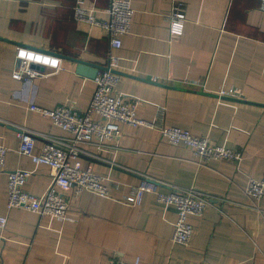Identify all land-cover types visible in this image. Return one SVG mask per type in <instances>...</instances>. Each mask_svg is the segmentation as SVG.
Returning a JSON list of instances; mask_svg holds the SVG:
<instances>
[{"label":"crops","instance_id":"obj_1","mask_svg":"<svg viewBox=\"0 0 264 264\" xmlns=\"http://www.w3.org/2000/svg\"><path fill=\"white\" fill-rule=\"evenodd\" d=\"M75 0H0V144L8 148L4 170L30 171L24 189L42 195L52 171L18 152L19 130L69 136L32 106L69 104L84 109L93 79L76 73L80 59L98 66L110 51L103 29L73 18ZM181 4L185 14L171 40L167 15ZM106 17L109 0H84ZM129 32L118 58L117 91L141 99L136 112L152 125L121 124L117 139L81 144V162L105 177L110 195L66 191L67 219L8 209L5 171L0 172V264H107L112 258L139 264H264V196L251 206L244 193L249 177L264 176V14L260 0H131ZM17 46L57 55L61 68H36L29 81L12 76ZM220 88L236 96L219 97ZM162 111L161 116L159 112ZM176 126L242 152L239 163L195 157L183 145L161 137L159 126ZM86 157V158H85ZM94 159V160H92ZM195 186L222 202L188 221L187 245L173 243L177 212L153 192L141 204L122 200L143 179ZM158 191L169 189L159 185Z\"/></svg>","mask_w":264,"mask_h":264},{"label":"built area","instance_id":"obj_2","mask_svg":"<svg viewBox=\"0 0 264 264\" xmlns=\"http://www.w3.org/2000/svg\"><path fill=\"white\" fill-rule=\"evenodd\" d=\"M73 18L89 26L103 29L108 37L110 51L107 63L101 67L94 79V89L88 105L84 109H77L69 104L58 105L52 109L32 106L33 110L49 117L58 127L66 130L69 136H55L41 134L44 142L38 151H34L35 140L32 131L19 130L18 152L30 157L35 164H44L52 171V181L42 195H35L24 189V184L30 171L22 169L4 170L8 148L0 144V172L5 171L7 181L8 209L20 207L40 216H49L58 220L67 219L68 201L65 192L72 190L74 194L92 191L100 196L110 195L112 187L105 177L95 173L90 166H84L80 159L81 144L117 139L121 134V124L152 125L137 116V106L141 99L124 95L117 91V84L121 78L117 71L118 58L112 53L113 49L121 47V38L129 32L134 8L131 0H109L105 9L106 17H98L93 9L84 5V0H75ZM260 10L264 14V0H260ZM185 14L181 4L174 5L167 15V23L171 40L178 38ZM32 64L41 65L57 71L61 68V59L50 52L36 50L31 47L17 46L14 53V67L12 76L15 79L29 81L43 75L41 71L31 67ZM219 97L236 96L233 89L220 88ZM162 111L159 112L161 116ZM161 137L172 145H183L192 154L203 161L211 159L227 160L239 163L242 152L215 143L207 136H195L186 129L176 126L161 125L158 128ZM162 185L169 189L163 193L158 191ZM153 192L156 199L163 205H174L177 216L173 223L171 241L187 245L194 233L193 225L188 221L191 215L200 216L205 209L217 202L225 200L210 193L197 189L195 186L179 187L156 179H143L134 187L130 194L122 200L139 205L145 192ZM244 193L251 200V206L264 196V176L260 179L249 177L244 187ZM7 223V217L0 214V232ZM138 257L132 261L112 258L107 264H139ZM208 264V263H201Z\"/></svg>","mask_w":264,"mask_h":264},{"label":"water","instance_id":"obj_3","mask_svg":"<svg viewBox=\"0 0 264 264\" xmlns=\"http://www.w3.org/2000/svg\"><path fill=\"white\" fill-rule=\"evenodd\" d=\"M73 60H74V62H76V68H75L76 73L79 75H82L84 77L90 78V79H94L97 71L101 67H103V66H98V65L93 64L91 62H87V61L80 60V59H73ZM31 67L39 68V69L43 68V66L37 65V64H32ZM92 160H94V159H92Z\"/></svg>","mask_w":264,"mask_h":264}]
</instances>
